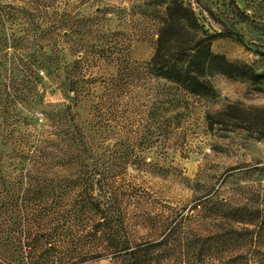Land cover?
<instances>
[{
  "label": "rangeland",
  "instance_id": "1",
  "mask_svg": "<svg viewBox=\"0 0 264 264\" xmlns=\"http://www.w3.org/2000/svg\"><path fill=\"white\" fill-rule=\"evenodd\" d=\"M165 3L191 6L202 32L216 36L212 52L258 77L216 74L209 97L155 78L147 63ZM0 22V147L19 149L29 133L49 131V114L67 112L97 139L134 151L133 216L192 215L209 201L264 209V0H0ZM83 57L86 92L74 106L66 73ZM13 129L14 143L2 140ZM1 220L6 264L1 245L20 216ZM133 224L142 235L144 222Z\"/></svg>",
  "mask_w": 264,
  "mask_h": 264
},
{
  "label": "trees",
  "instance_id": "2",
  "mask_svg": "<svg viewBox=\"0 0 264 264\" xmlns=\"http://www.w3.org/2000/svg\"><path fill=\"white\" fill-rule=\"evenodd\" d=\"M157 35L155 53L147 63L150 73L190 95H213L211 78L216 74L228 79L258 77L250 67L214 54L216 36L202 32L194 9L184 3L164 4ZM86 61L81 58L72 66L74 72H65L74 106L84 100L80 78ZM47 124L49 131L29 133L19 149L0 147V214L17 209L20 216L19 225L14 223L18 231L6 232L1 245L6 264H252V257L264 264L260 205L230 207L209 201L201 210L192 209V215L134 217L128 205L139 199L126 181L134 151L89 134L77 115L52 113ZM11 131L2 140L13 144L15 129ZM17 160L23 168L15 175ZM134 221L144 222L142 235L133 228ZM210 221L214 227L208 226ZM252 247L258 250L251 252Z\"/></svg>",
  "mask_w": 264,
  "mask_h": 264
}]
</instances>
